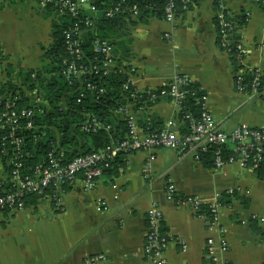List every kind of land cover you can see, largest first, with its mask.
<instances>
[{
	"label": "crops",
	"instance_id": "0c3cea01",
	"mask_svg": "<svg viewBox=\"0 0 264 264\" xmlns=\"http://www.w3.org/2000/svg\"><path fill=\"white\" fill-rule=\"evenodd\" d=\"M222 3L233 15L247 16L238 29L244 59L264 67V11L258 1ZM216 5L217 0H192L173 24L152 15H125L113 35L114 54L119 64L133 68L136 88L154 91L184 75L203 88L208 111L223 129L240 124L264 129V99L235 88V60L219 43ZM52 18L34 0H0L1 77L5 79L9 68L43 67V53L52 42ZM142 105L127 106L140 128L148 123L158 128L173 119L180 133L185 132L179 110L167 98ZM150 151L153 158L145 171ZM150 151L123 157L117 173L103 174L93 190L83 189L80 180L65 185L61 209L34 199L23 210L2 212L0 264H90L86 258L98 254L104 259L91 264H151L144 244L152 205L162 211L161 232L173 238L165 250L166 264H211L205 243L219 234L208 231L205 209L219 196L228 201L219 212L227 249L219 252L217 264H264V180L254 169L238 162L217 169L181 149ZM167 183L174 184L177 197H196L202 206L195 209L168 199Z\"/></svg>",
	"mask_w": 264,
	"mask_h": 264
},
{
	"label": "built area",
	"instance_id": "2783aa9c",
	"mask_svg": "<svg viewBox=\"0 0 264 264\" xmlns=\"http://www.w3.org/2000/svg\"><path fill=\"white\" fill-rule=\"evenodd\" d=\"M191 1L164 0L163 18L173 24L181 12L188 8ZM34 2L41 12L48 10L50 4L53 3L56 8L53 11L55 13L53 16L56 19L65 13L76 16L79 8L88 12L96 11L94 0H34ZM216 7L215 24L219 43L224 50L233 49L234 52L233 78L236 90L251 97L264 99V67L246 62V48L238 33L239 24L231 19L233 14L225 8L222 0H217ZM121 13L137 17L140 11L135 4L129 5V2L122 0L108 9L105 16L110 18ZM85 20L86 29L75 27L64 33L65 49L69 55V60L65 61V77L67 79L79 77L90 72L97 73L99 70L105 75L110 72L119 74L121 76L120 91L125 95L126 102L114 108L112 112L122 116L126 123V133L119 141L111 140L103 148L87 154L73 156L69 160L65 159L62 150L53 145L47 154L46 164L34 167L32 174L21 175L22 161H16L9 174L3 169L0 170V214L5 210H8V212L23 210L26 207L24 200L26 195H36L40 199L49 200L55 208L61 209L64 185L80 180L83 189L93 190L104 170L111 165V162L119 154L127 158L130 154L140 150L150 151L160 147L181 149L198 160L201 153L214 146L216 147L213 161L215 168L220 169L225 164L233 162H238L243 168L254 170L258 168L264 154V129L254 128L247 124H240L230 130L223 129L215 122L208 111L206 95L196 97V104L199 105L198 116H195L190 110H184V101L190 91L191 84V80L184 75L177 74L173 76L168 83L154 91L136 88L131 82L133 68L131 69L130 66L124 67V65L118 63L114 54V45L110 39L95 37L92 44L95 55L91 61H88L81 48L80 35L83 30L91 31L96 35V26L93 21ZM81 59L87 60L89 66L79 63ZM1 76L2 73L0 72V80H4ZM32 77H35L34 74ZM85 88L90 92L93 102L100 100V97L105 93V88L95 83L87 82ZM30 93L34 96L35 103L43 102L36 87L31 89ZM84 96V93H79L77 102H80ZM156 97H166L177 107L178 113H181V115L179 114L180 121L186 132L180 133L173 119L167 120L157 130L152 129L149 123L146 130H142L137 125L134 115L127 108L128 104L132 103L141 108L146 100L155 99ZM18 99L16 95H11L4 100V109L0 114V128L6 129L8 127L10 130L0 137V154L6 152L7 143L14 144L16 154H18L22 138L15 135V130L17 128L36 127L31 119L34 109L19 108L16 105ZM109 127L107 124L103 125L91 114L87 115L80 125V128L86 132L95 131L99 128L108 130ZM226 144H230L233 153L224 158L220 146ZM150 152L149 159L145 164V171L149 170V162L153 158V153ZM164 189L168 199L177 200L178 203L190 205L195 209L202 206L201 201L196 197H177L173 183L165 184ZM207 208L209 209V215L206 216L207 229L210 232H218L219 235L217 238L213 236L207 238L205 253L211 264H217L219 252L227 249L224 230L219 227V212L222 205L217 198L213 203L208 204ZM146 218L148 228L145 235V254L151 264H166L165 250L173 238L170 234L161 232L163 218L161 209L152 205L147 210ZM103 259V254L92 255L86 258V263H96Z\"/></svg>",
	"mask_w": 264,
	"mask_h": 264
},
{
	"label": "trees",
	"instance_id": "16d2710c",
	"mask_svg": "<svg viewBox=\"0 0 264 264\" xmlns=\"http://www.w3.org/2000/svg\"><path fill=\"white\" fill-rule=\"evenodd\" d=\"M94 1L96 7L95 12H88L79 8L76 16L65 13L58 16L57 19L55 17L54 19L52 18V42L43 53L44 65L42 68L26 71L18 70L17 72L9 68L5 79L0 80V114L4 109L5 98L16 95L19 98L16 101V105L19 108L34 109V114L31 119L36 126L33 128H17L15 130V135L22 138V144L19 146L18 154H16L17 151L14 148V144L11 143H7L5 148L6 152L0 154V165L8 174L13 169L16 161H22V167L20 169L21 175L32 174L34 167L46 164L47 154L53 145L59 150H62L65 154V159L69 160L73 156L87 154L103 148L111 140L119 141L126 133V123L122 116L112 112L114 108L126 102L125 95L120 91L121 76L119 74L110 72L105 75L99 70L97 73L90 72L86 75L67 79L64 73L66 68L65 61L69 60V55L65 49V31L74 29L75 27L78 29H86L85 19L95 23L96 35L88 30H83L80 35L81 48L85 53L86 59L91 61L95 55L92 50L94 38H107L113 42L114 32L118 27L122 26L121 22L126 19L125 14L122 13L110 18L105 16L108 9L122 0ZM124 1L129 2V5L135 4L138 7L140 11L138 15L139 19L151 15L164 17V0ZM257 1L264 11V0ZM55 9L54 4L51 3L47 12L42 13L46 16L55 15L53 13ZM231 19L241 26L245 23L247 16L233 15ZM228 52L234 59L233 49H229ZM0 58L2 60L4 58L3 55ZM87 60L81 59L79 63H84L89 66ZM33 74L35 77H32ZM15 75L17 76L15 77ZM87 82L95 83L105 88V93L97 102L91 100L90 92L85 88ZM35 87L38 89V93L43 100L41 103H35L34 96L30 93V90ZM79 93H84L85 96L80 102H77ZM200 95H206L203 88L199 84L191 82L190 91L184 101V110H190L195 116H198L199 105L196 104V97ZM89 114L96 117L103 125H109V129L99 128L95 131L88 132L82 130L80 128L81 122ZM179 114L181 115V113ZM21 121L23 120L21 119ZM146 126L147 124H144L141 127L142 130H146ZM162 126L152 129L157 130ZM9 130L8 127L6 129L0 128V137L8 133ZM215 148L212 146L206 152L201 153L198 160L204 164L213 165L214 167ZM220 149L224 158L233 153L230 144L220 146ZM123 157L122 154H119L111 162V165L104 170L103 174H116L118 168L123 165ZM255 171L264 180V154L262 161ZM34 199L37 200L40 197L26 195L24 198L25 204L28 205V202ZM218 200L221 205L228 203L224 196L222 199L219 196ZM205 210V214L209 215V209L206 207Z\"/></svg>",
	"mask_w": 264,
	"mask_h": 264
},
{
	"label": "rangeland",
	"instance_id": "374dc122",
	"mask_svg": "<svg viewBox=\"0 0 264 264\" xmlns=\"http://www.w3.org/2000/svg\"><path fill=\"white\" fill-rule=\"evenodd\" d=\"M45 13L47 12V10L46 11H44ZM44 14V13H43Z\"/></svg>",
	"mask_w": 264,
	"mask_h": 264
}]
</instances>
